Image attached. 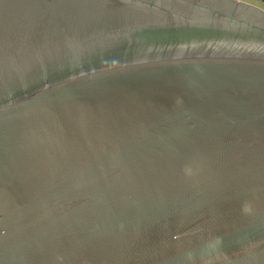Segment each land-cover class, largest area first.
<instances>
[{
    "label": "water",
    "instance_id": "water-1",
    "mask_svg": "<svg viewBox=\"0 0 264 264\" xmlns=\"http://www.w3.org/2000/svg\"><path fill=\"white\" fill-rule=\"evenodd\" d=\"M0 264H264V10L0 0Z\"/></svg>",
    "mask_w": 264,
    "mask_h": 264
},
{
    "label": "crops",
    "instance_id": "crops-1",
    "mask_svg": "<svg viewBox=\"0 0 264 264\" xmlns=\"http://www.w3.org/2000/svg\"><path fill=\"white\" fill-rule=\"evenodd\" d=\"M237 1L244 2V3H247V4H253V6H255V7H257V5H258L257 8H260L261 10H264V8H261V7L259 6V4H260L261 6H264V2L253 1V0H250V1H253L254 3H251V2H249V1L247 2V0H237Z\"/></svg>",
    "mask_w": 264,
    "mask_h": 264
},
{
    "label": "rangeland",
    "instance_id": "rangeland-1",
    "mask_svg": "<svg viewBox=\"0 0 264 264\" xmlns=\"http://www.w3.org/2000/svg\"><path fill=\"white\" fill-rule=\"evenodd\" d=\"M251 2V3H254L253 1H250V0H247V2ZM250 5H253V4H250ZM259 6L261 7V8H264V6H261L260 4H259ZM257 7H258V5H257Z\"/></svg>",
    "mask_w": 264,
    "mask_h": 264
},
{
    "label": "built area",
    "instance_id": "built-area-1",
    "mask_svg": "<svg viewBox=\"0 0 264 264\" xmlns=\"http://www.w3.org/2000/svg\"><path fill=\"white\" fill-rule=\"evenodd\" d=\"M253 1H259V2H264V0H253Z\"/></svg>",
    "mask_w": 264,
    "mask_h": 264
}]
</instances>
